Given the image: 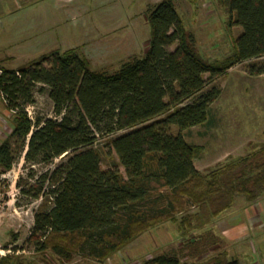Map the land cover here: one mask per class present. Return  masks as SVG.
I'll use <instances>...</instances> for the list:
<instances>
[{
  "label": "trees",
  "instance_id": "trees-1",
  "mask_svg": "<svg viewBox=\"0 0 264 264\" xmlns=\"http://www.w3.org/2000/svg\"><path fill=\"white\" fill-rule=\"evenodd\" d=\"M216 1L226 6L230 27L240 29L234 54L216 64L198 58L195 38L173 0H161L148 10L144 57H130L113 74L90 71L72 50L43 56L27 68H0V94L13 113L9 138L0 143V175L24 149L30 166L60 159L42 177L49 205L43 201L34 216L30 238L36 251L101 262L161 224H173L181 238L192 237L209 230L237 197L253 203L264 196V144L202 174L194 166L202 148L182 135L206 123L220 95L210 86L216 79L235 64L264 57V0ZM248 69L251 76L264 74V65ZM37 89L51 101L54 119L27 116ZM97 136L111 137L108 146L123 174L117 165L100 169L93 149ZM0 263L11 264L10 257ZM140 264L240 263L222 250L192 263L161 254Z\"/></svg>",
  "mask_w": 264,
  "mask_h": 264
},
{
  "label": "rangeland",
  "instance_id": "rangeland-1",
  "mask_svg": "<svg viewBox=\"0 0 264 264\" xmlns=\"http://www.w3.org/2000/svg\"><path fill=\"white\" fill-rule=\"evenodd\" d=\"M159 1L0 0V68H27L43 56L72 50L86 61L90 71L113 74L130 57H144L150 40L148 10ZM173 2L185 30L195 38L199 59L216 64L234 54L233 42L240 29L230 27L226 6L216 0ZM251 65L263 66L264 57L235 64L216 79L210 86L217 87L220 95L211 104L206 123L182 132L187 143L202 148L194 160L196 170L202 174L246 156L253 144H264V74L249 75ZM204 79L208 81L209 76L204 75ZM52 108L47 95L37 89L33 104L26 106L25 112L33 121L54 119ZM12 117L0 94V143L9 138ZM177 132L172 126L171 133ZM110 139L97 136L93 144L102 170L118 166L108 146ZM9 144L12 148L14 139ZM25 151L17 155L10 171L0 175V259L8 256L11 264H140L161 254L176 255L181 262L192 263L225 249L240 259L244 250L248 257L263 253L258 246H264V242L257 239L264 237V196L253 203L242 197L235 199L234 231L242 234L234 239V246L222 238L221 231L231 228V217H223L220 222L214 220L209 230L194 232L192 237L181 238L173 224H161L101 262L79 254L66 261L49 250L38 252L30 235L41 203L47 200L45 205H49V187L42 177L60 159L49 165L30 166L25 162ZM118 169L123 174L120 166ZM36 195L40 198L35 199ZM252 211L253 215L248 216L247 212Z\"/></svg>",
  "mask_w": 264,
  "mask_h": 264
},
{
  "label": "crops",
  "instance_id": "crops-1",
  "mask_svg": "<svg viewBox=\"0 0 264 264\" xmlns=\"http://www.w3.org/2000/svg\"><path fill=\"white\" fill-rule=\"evenodd\" d=\"M26 2H28V3H30V2H37V1H39V0H25ZM264 204V203H263ZM250 210V209H249ZM248 210V211H249ZM253 210V209H252ZM228 212V213H227ZM256 212V211H255ZM247 214H248V216L250 215H253V211H252V213H248L247 212ZM228 218V217H231L230 218V221H231V223H230V229H228V230H222L221 231V235H222V238L225 240V242H226V244H227V242L228 243H231L230 245H232V246H234V239H238V236L237 235H239L240 236V234H242V233H239V231L237 232L236 230L234 231V209H233V207L232 208H230L229 210H227L226 212H224L223 214H221L218 218H217V222H220L221 221V219L222 218ZM229 220V219H228ZM258 235V234H257ZM257 235L255 236L254 235V238L255 237H257ZM252 236V235H251ZM243 237V238H242ZM242 239H243V241L245 240L244 238L246 237V233L244 232V234L242 235ZM262 239V238H261ZM260 238L259 239H257V241L258 242H260V243H262L263 244V242H264V237H263V239L261 240ZM258 249H259V251L261 250V251H263V253L261 254L260 253V255L258 254V255H253V256H251V257H248V254L246 253V251L244 250V253L241 255V259L239 258V256L237 257V256H234V254L233 255H231L230 253H229V249H225V251L227 252V254H228V256L230 257V258H235V259H237L238 261H239V263L240 264H260L261 262H264V246H261L260 244H259V246H258ZM244 262H242V261Z\"/></svg>",
  "mask_w": 264,
  "mask_h": 264
}]
</instances>
